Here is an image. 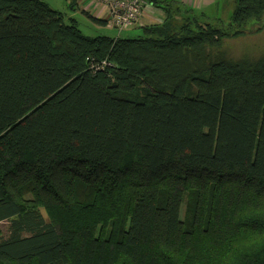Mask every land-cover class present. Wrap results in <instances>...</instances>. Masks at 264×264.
<instances>
[{
    "label": "trees",
    "instance_id": "obj_1",
    "mask_svg": "<svg viewBox=\"0 0 264 264\" xmlns=\"http://www.w3.org/2000/svg\"><path fill=\"white\" fill-rule=\"evenodd\" d=\"M144 1L124 38L0 0V264H264V54L224 47L264 0Z\"/></svg>",
    "mask_w": 264,
    "mask_h": 264
},
{
    "label": "rangeland",
    "instance_id": "obj_2",
    "mask_svg": "<svg viewBox=\"0 0 264 264\" xmlns=\"http://www.w3.org/2000/svg\"><path fill=\"white\" fill-rule=\"evenodd\" d=\"M47 2L52 8L61 11L64 14L65 21L68 22L70 18H75L78 21L79 28L85 35L96 36L106 35L110 37L121 36L124 38H136L144 35L140 26H129L124 29L111 26L110 24H98L94 22L88 14L84 13L79 8L83 3L77 2L71 5L72 0H43ZM78 1V0H77ZM99 0H90V4L95 5L103 10H107L102 4L98 3ZM217 8L213 10L212 15L222 18L224 22L230 21V15L235 7V0H219L215 5ZM210 9H213L210 8ZM108 11V10H107ZM111 18L112 11H108ZM214 13V15H213ZM258 27V26H257ZM255 30L254 28H251ZM224 47L236 58L260 57L264 54V25L260 30L247 31L245 34L224 40ZM185 206L182 209L184 214ZM8 235V221L0 223V236Z\"/></svg>",
    "mask_w": 264,
    "mask_h": 264
},
{
    "label": "crops",
    "instance_id": "obj_3",
    "mask_svg": "<svg viewBox=\"0 0 264 264\" xmlns=\"http://www.w3.org/2000/svg\"><path fill=\"white\" fill-rule=\"evenodd\" d=\"M180 3H183L186 6H189L191 8H194L195 10L204 11L205 13H209L212 15V12L217 7L215 6L219 0H176ZM82 2L83 4L79 7L82 11L85 13L96 16L99 18H108L109 13L107 10H103L95 5L90 4V0H78L77 1ZM213 9H210L212 8ZM214 15V13H213ZM164 15L163 12L152 6L151 4L146 3L143 7L142 14L139 18V20L133 24V26H142L147 24H153V23H161L163 21Z\"/></svg>",
    "mask_w": 264,
    "mask_h": 264
},
{
    "label": "built area",
    "instance_id": "obj_4",
    "mask_svg": "<svg viewBox=\"0 0 264 264\" xmlns=\"http://www.w3.org/2000/svg\"><path fill=\"white\" fill-rule=\"evenodd\" d=\"M98 3L112 11L109 24L120 29L135 24L146 2L144 0H99Z\"/></svg>",
    "mask_w": 264,
    "mask_h": 264
}]
</instances>
